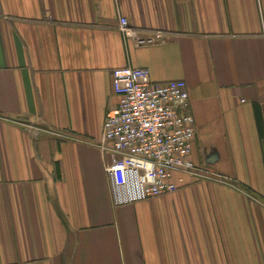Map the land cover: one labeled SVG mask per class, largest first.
<instances>
[{"label": "crops", "instance_id": "obj_1", "mask_svg": "<svg viewBox=\"0 0 264 264\" xmlns=\"http://www.w3.org/2000/svg\"><path fill=\"white\" fill-rule=\"evenodd\" d=\"M124 66L186 82L198 169L116 205ZM0 264H264V0H0Z\"/></svg>", "mask_w": 264, "mask_h": 264}, {"label": "built area", "instance_id": "obj_2", "mask_svg": "<svg viewBox=\"0 0 264 264\" xmlns=\"http://www.w3.org/2000/svg\"><path fill=\"white\" fill-rule=\"evenodd\" d=\"M119 29L138 46L164 37L160 31L138 36L125 17ZM112 85L119 100L105 113L101 142L110 154L105 170L114 204L177 190L174 174H195L198 169L190 157L196 130L186 82H154L148 68L124 66L112 70Z\"/></svg>", "mask_w": 264, "mask_h": 264}]
</instances>
